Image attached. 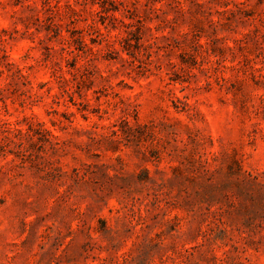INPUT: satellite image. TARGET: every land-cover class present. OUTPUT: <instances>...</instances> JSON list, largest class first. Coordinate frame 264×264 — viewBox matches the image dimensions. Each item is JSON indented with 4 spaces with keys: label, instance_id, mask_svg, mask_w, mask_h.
<instances>
[{
    "label": "rangeland",
    "instance_id": "1",
    "mask_svg": "<svg viewBox=\"0 0 264 264\" xmlns=\"http://www.w3.org/2000/svg\"><path fill=\"white\" fill-rule=\"evenodd\" d=\"M0 264H264V0H0Z\"/></svg>",
    "mask_w": 264,
    "mask_h": 264
}]
</instances>
